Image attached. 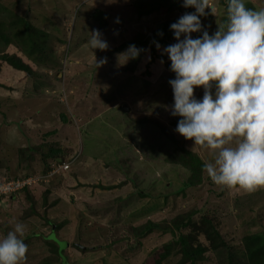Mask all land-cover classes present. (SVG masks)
Returning a JSON list of instances; mask_svg holds the SVG:
<instances>
[{
    "label": "rangeland",
    "instance_id": "374dc122",
    "mask_svg": "<svg viewBox=\"0 0 264 264\" xmlns=\"http://www.w3.org/2000/svg\"><path fill=\"white\" fill-rule=\"evenodd\" d=\"M216 2L215 15L200 17L209 35L227 15V0ZM186 12L195 9L183 0H0V33L14 44L6 52L29 68L10 66L0 49V173L36 176L71 155L79 162L0 199V238L23 224L26 264H177L179 235L205 248L196 264H229L227 252L238 256L242 238L264 229V189L217 186L203 168L210 150L176 132L175 73L163 50L177 41L172 34L158 49L156 32ZM93 30L108 50L91 49ZM130 45L142 50L136 59L123 55ZM194 94L202 100L203 88ZM201 216L226 249L210 250ZM49 224L68 225L60 242L46 236ZM148 224L158 229L141 232Z\"/></svg>",
    "mask_w": 264,
    "mask_h": 264
},
{
    "label": "clouds",
    "instance_id": "9594fccd",
    "mask_svg": "<svg viewBox=\"0 0 264 264\" xmlns=\"http://www.w3.org/2000/svg\"><path fill=\"white\" fill-rule=\"evenodd\" d=\"M183 7L195 12L170 25L177 42L163 50L175 73L169 84L171 115L181 117L176 132L210 150L212 161L203 168L217 186L248 193L264 189V8L227 0L225 23L209 35L200 17L208 15L206 9L216 14V0H183ZM198 32L202 36L192 38ZM88 43L92 50L109 47L99 30ZM141 51L130 45L123 55L136 59ZM106 62V57L96 61V67ZM196 88H203L202 100L195 98ZM24 233V225L16 223L0 238V264H26Z\"/></svg>",
    "mask_w": 264,
    "mask_h": 264
},
{
    "label": "trees",
    "instance_id": "16d2710c",
    "mask_svg": "<svg viewBox=\"0 0 264 264\" xmlns=\"http://www.w3.org/2000/svg\"><path fill=\"white\" fill-rule=\"evenodd\" d=\"M179 18L170 20L168 22H164L159 25L157 32H156L157 34L156 40L158 39V43H161L159 44L160 46L162 47L166 46L169 36L173 34V31L171 30L170 25L172 23L177 22ZM225 21H226V17L223 18V24L225 23ZM28 29H29L28 24L24 23L22 32L26 33ZM160 33H162V35H160ZM201 36H202V33L198 32V33H195V35L192 38L195 39ZM5 38L7 37H4L3 34L0 33V40L2 41V47L0 49L5 51V52L3 51L4 52L3 55H5L4 60L10 66H13V67L16 66L20 70H23L24 72L28 73L29 68H27L26 65L22 63L21 60L15 56V54L6 52V49L9 46L14 47V44L12 41H8ZM27 40H30L29 37L27 38ZM32 46L33 48H36V49H42L41 45L36 46L32 44ZM58 152L59 151H54V154H57ZM67 160L68 159H65L64 161H58L57 163L66 162ZM186 162L191 167L198 165V162L194 158H189L188 161ZM53 164L55 163H52V164L48 163V166L46 169H50V167H52ZM26 175H23V176H26ZM0 177L5 178V180H9V179L20 178L22 176H12L10 174L8 175V173L6 172L5 173L1 172ZM27 188L29 187L23 188V191H26ZM13 195H11V197ZM188 222H189V219H186V221L183 222L182 226L187 225ZM196 227L198 230H201L202 234L204 235L206 240L209 242L211 251H216L217 249H226L225 242L220 237L219 233L216 231L215 227L211 224V221L208 220L207 217L201 216ZM153 228L158 229V226H156V224H148L146 227H144L141 230V232L144 231V229L148 231ZM167 229H168L167 227L164 228V230H167ZM189 240L190 239L188 236L186 237V236L179 235L177 237L176 241L181 246V250H182L181 251L182 258L180 260L181 262L179 261L177 264H182V262L186 264H196V262L202 261V259L204 258L202 255L205 251V248L198 244L192 247L191 245H188ZM241 246H242V251L240 252L238 256L233 257L230 255L229 252H227L229 264H264V229L258 233L250 234L242 238ZM236 259H239V260L243 259V262H240L239 260H236Z\"/></svg>",
    "mask_w": 264,
    "mask_h": 264
},
{
    "label": "built area",
    "instance_id": "2783aa9c",
    "mask_svg": "<svg viewBox=\"0 0 264 264\" xmlns=\"http://www.w3.org/2000/svg\"><path fill=\"white\" fill-rule=\"evenodd\" d=\"M67 159L68 160L66 162L53 164L50 169L43 173H38L36 176L28 175L9 180H5V178L0 177V199L7 197L9 198L11 197V195L21 192L23 188L28 187L30 182H46L48 178L68 171L70 166L74 163H77L76 165H79V162L76 161V157H74L73 155L69 156Z\"/></svg>",
    "mask_w": 264,
    "mask_h": 264
},
{
    "label": "crops",
    "instance_id": "0c3cea01",
    "mask_svg": "<svg viewBox=\"0 0 264 264\" xmlns=\"http://www.w3.org/2000/svg\"><path fill=\"white\" fill-rule=\"evenodd\" d=\"M70 198V197H69ZM60 204V203H59ZM58 216V215H57ZM45 225H47V224H45ZM45 225H42V226H40V229H43L44 230V228H45ZM63 227H59V228H55V226L54 225H50L49 224V230H47V235L46 236H48L49 234H52V235H54V237H55V239L57 238V235L59 234V233H63V231H68V225L66 224V225H62ZM67 229V230H66ZM56 241L57 242H60L58 239H56ZM68 247V244H65L64 245V248H67ZM81 249L83 248V247H80Z\"/></svg>",
    "mask_w": 264,
    "mask_h": 264
}]
</instances>
